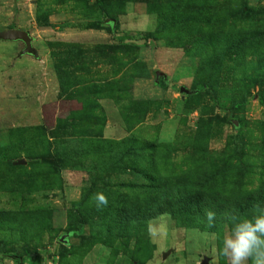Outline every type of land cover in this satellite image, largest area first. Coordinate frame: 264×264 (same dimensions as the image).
<instances>
[{
  "label": "rangeland",
  "instance_id": "1",
  "mask_svg": "<svg viewBox=\"0 0 264 264\" xmlns=\"http://www.w3.org/2000/svg\"><path fill=\"white\" fill-rule=\"evenodd\" d=\"M242 1L264 10V0H209L203 7L211 15L206 14L201 21H215L213 13L229 7L238 9ZM184 2L187 0H181ZM100 3L102 7L96 0H0V31H27L39 53L35 61L32 56L19 54L23 43L0 40V264H229L219 248L233 226H224L219 233L177 226L169 214L118 233H108L96 217L91 224L81 201L93 184L97 193L101 183L109 181L105 170L111 167L110 155H99L106 148L98 152L101 160L107 156L106 164L104 160L90 163L88 158L59 172L43 164V156L63 152L62 139L85 131V124L101 119L105 122L101 129L104 139L131 137L171 144L173 148H168L171 152L163 163L166 173H183L193 158L219 166L233 153L236 133L245 143L249 162H255V172L245 181L247 187L260 184L264 88L239 82L240 72L233 69L229 55L212 77L218 80L215 94L200 89L198 58L183 47L195 41L196 33L190 36L177 29L173 34L146 39L157 21V15L149 13L153 5L162 14L168 13L163 0ZM103 8L109 18H104ZM111 18L117 22L114 29L106 20ZM237 23L247 30H264V21L256 18ZM108 43L136 47L125 52L100 51ZM69 44L80 52H68ZM55 65L69 72L68 77L63 75L68 78L64 92ZM181 87L188 92H181ZM238 98L246 99L243 108L237 105ZM70 122L80 126L53 135L55 127ZM41 125L48 127L47 132L37 138L30 128ZM21 128L28 129L19 131ZM194 137L199 141L192 145ZM55 140L58 143H52ZM221 152L228 153L224 156ZM21 160L23 163H16ZM227 160L228 168L230 162L239 164L237 157ZM95 170L100 181L91 183ZM122 174L113 173L112 181L134 179L128 168ZM221 175L225 182L236 180L234 169ZM82 209L86 215L81 214ZM78 216L86 221L81 234L77 233ZM150 221L164 234L151 238L147 232Z\"/></svg>",
  "mask_w": 264,
  "mask_h": 264
},
{
  "label": "trees",
  "instance_id": "2",
  "mask_svg": "<svg viewBox=\"0 0 264 264\" xmlns=\"http://www.w3.org/2000/svg\"><path fill=\"white\" fill-rule=\"evenodd\" d=\"M202 1L189 3L187 0V2L181 3V0H163L165 10L168 12L167 15L156 10L153 5V11H149V13L157 15V21L154 29L147 31L146 39H157L167 33L173 34L174 30L177 29L180 30L181 34L186 32L190 36L196 33L195 41L187 42L188 47H183L187 54L192 52L191 54L198 58L196 74L198 78H202L199 88L204 89L211 96L215 94L218 84V80L212 77L223 68L229 55H231L233 69L240 72L238 75L239 82L245 83L246 86H257L262 90L264 88V30H247L237 22H246L252 18L264 21V10H256L242 1L243 3L238 9L229 7V5L226 11L219 12L217 15L213 13L212 16H216L215 21L212 19L201 21L206 14L211 15L205 11L207 8L203 7L204 4L209 3V0H205L206 3L204 0ZM96 2L102 7L101 0H96ZM101 11L104 18H109L105 8ZM230 16H233L232 19ZM229 19L231 20L228 21ZM100 23H95L93 26L97 27ZM109 24L112 25V29L115 28L113 26H117V22L113 18ZM203 27L208 31H203ZM67 46L70 47L68 52L73 54L80 52L71 44ZM129 47H136V45L108 43L100 51L109 49L112 52H125L129 50ZM251 57L254 58L253 61L250 60ZM55 69L61 90L64 92L65 82L68 81V78L65 79L63 75L68 77L69 72L60 71L56 65ZM91 86L96 87L94 84ZM89 91L91 90L89 89ZM194 91L191 90V92ZM260 100L262 101V97ZM236 103L243 108L246 99L238 98ZM79 126L80 124L76 126L72 122L59 125L54 128L56 134H52L58 136V132L64 134L63 130L78 128ZM104 126L105 122L101 119L95 124H85L84 128H87L85 131H77L81 133L62 139L63 152L60 155L48 154L43 156V164L55 172H59L69 165L78 166L83 160L90 159V163L102 162L103 160L105 164L108 161L111 162L109 170H105V175L109 181L101 183V188L97 189L106 195L107 207L97 209L96 202L88 203L96 192V184L85 191L81 201V205L83 204L88 212L91 224L96 222L93 220L96 217L99 222L102 221L101 225L108 233L112 231L118 233L125 228L126 230L139 228L144 226L146 221L161 214H169L177 226L219 233L224 226H233L234 222L228 218L229 216H235L238 219L251 218L257 205L264 208V166L262 165L263 167L260 168L259 186L248 188L245 181L255 172V162H249L245 150L246 146L240 135L235 133L233 136L236 146L230 156L227 155L228 152H221L227 156L224 157L220 154L225 159L219 166L207 165L204 160L199 161L193 158L192 165L183 173L173 170L166 173L163 163L169 157L170 149L173 148L171 144H157L131 137L120 141L107 140L102 135L101 129ZM47 128L46 125H41L29 130L33 135L37 133L38 136L36 135V137L38 138L39 136L45 137ZM27 129L21 128L19 131ZM198 141L199 139L194 137L192 145ZM47 143L51 145L49 141ZM52 143L58 142L55 140ZM100 148L106 149L99 155L108 153L110 159L116 157V160L108 159L106 162L107 156L101 160V157L98 156V152L101 151ZM163 150L166 151V155H160ZM235 157H237L239 164L230 162L228 168L227 159L230 160ZM15 168L13 167V169ZM127 168L128 172L133 175V180L112 181L111 175L113 173H126ZM232 169L236 173L235 182H225L221 174ZM98 172L95 170L96 177L91 183L100 181L97 177ZM206 209L216 213V219L211 227L208 226L205 219ZM85 212L82 209L81 214L86 215ZM85 222L78 216V234L83 232L82 226ZM71 231V229L68 230L69 234ZM17 260L19 261V258Z\"/></svg>",
  "mask_w": 264,
  "mask_h": 264
},
{
  "label": "clouds",
  "instance_id": "3",
  "mask_svg": "<svg viewBox=\"0 0 264 264\" xmlns=\"http://www.w3.org/2000/svg\"><path fill=\"white\" fill-rule=\"evenodd\" d=\"M96 202L97 209L107 207L108 199L102 192L94 193L91 197ZM234 222L229 233L224 235L219 254L226 257L229 264H264V208L256 206L251 218L238 219L229 216ZM205 219L209 227L214 224L216 213L205 210ZM148 235L155 239L163 235L162 228L150 221L147 227ZM213 238H217L212 234Z\"/></svg>",
  "mask_w": 264,
  "mask_h": 264
},
{
  "label": "water",
  "instance_id": "4",
  "mask_svg": "<svg viewBox=\"0 0 264 264\" xmlns=\"http://www.w3.org/2000/svg\"><path fill=\"white\" fill-rule=\"evenodd\" d=\"M107 22L111 19H106ZM113 22V21H112ZM114 23V22H113ZM0 40L2 41H20L23 43L24 47L20 51V55H31L35 58H38L39 55L37 53V50L33 47L32 41L33 37L25 30L22 29H5L0 31ZM156 74L159 75L161 74L160 71L156 70ZM181 92H188V89L181 87L180 89ZM17 164L23 163V160L16 162ZM61 240H64L63 237L60 238Z\"/></svg>",
  "mask_w": 264,
  "mask_h": 264
},
{
  "label": "crops",
  "instance_id": "5",
  "mask_svg": "<svg viewBox=\"0 0 264 264\" xmlns=\"http://www.w3.org/2000/svg\"><path fill=\"white\" fill-rule=\"evenodd\" d=\"M37 50V49H36ZM37 53H38V51H37ZM39 54V53H38ZM32 58H35V57H32ZM39 58V57H38ZM38 58H36V59H32V60H35V61H38L39 59ZM26 59H29V58H26ZM51 83H53L54 84V81H50V84Z\"/></svg>",
  "mask_w": 264,
  "mask_h": 264
}]
</instances>
